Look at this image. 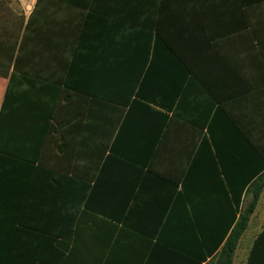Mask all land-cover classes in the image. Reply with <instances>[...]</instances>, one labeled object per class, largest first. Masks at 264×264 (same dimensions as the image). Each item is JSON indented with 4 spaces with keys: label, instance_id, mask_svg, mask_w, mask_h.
<instances>
[{
    "label": "crops",
    "instance_id": "1",
    "mask_svg": "<svg viewBox=\"0 0 264 264\" xmlns=\"http://www.w3.org/2000/svg\"><path fill=\"white\" fill-rule=\"evenodd\" d=\"M37 2L0 0V264H194L264 154V0Z\"/></svg>",
    "mask_w": 264,
    "mask_h": 264
},
{
    "label": "trees",
    "instance_id": "2",
    "mask_svg": "<svg viewBox=\"0 0 264 264\" xmlns=\"http://www.w3.org/2000/svg\"><path fill=\"white\" fill-rule=\"evenodd\" d=\"M38 0L37 3H39ZM77 6L81 7L82 9H88L91 13H102L107 11L105 7L106 0H69ZM115 0L114 3H116ZM121 3L125 5L124 7V18L128 21H135L134 14L132 16L133 10L137 9V7L142 5V7H146L150 5V2L154 0H119ZM4 108V106H3ZM158 116H163L166 118V115L161 113L160 111L154 110ZM176 114V113H175ZM206 122L203 124L198 125H205ZM243 140L245 138L242 134H239ZM211 141L215 145L217 155L220 156V151L218 150V142H216L215 134H209ZM248 148L250 147L255 154L254 159L260 160V165H256L253 171V178L252 182L250 181V186L247 189V195L251 196L250 201L247 204L242 203L243 193L245 191V186L242 188H238V195L236 196V208L238 212H234L232 217L226 220V224L222 229V233H209L204 236L203 245L206 248V251L201 252V255H197L198 251L195 248L191 249V258H196L198 256V261L194 264H201L203 261H206L208 257L213 256V254L217 251V257L211 264H233L234 255L238 248L239 242L243 234L246 232L251 215L254 213L260 196L264 190V154H261L258 150L253 148V146L245 140ZM1 153V152H0ZM48 177L53 181V177L57 176L53 171H46ZM231 190L235 191L234 188L231 186ZM227 208V204L224 205ZM237 214L239 216L237 217ZM195 238V237H194ZM197 239V238H195ZM262 242V234L259 235L258 239L255 242L256 246L260 245ZM204 253V255H203ZM254 253V250H253ZM252 263V257L249 264Z\"/></svg>",
    "mask_w": 264,
    "mask_h": 264
}]
</instances>
